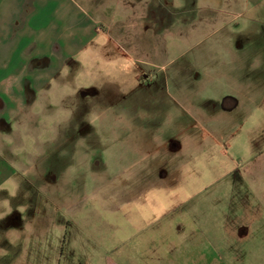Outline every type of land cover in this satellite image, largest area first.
<instances>
[{
  "label": "rangeland",
  "instance_id": "obj_1",
  "mask_svg": "<svg viewBox=\"0 0 264 264\" xmlns=\"http://www.w3.org/2000/svg\"><path fill=\"white\" fill-rule=\"evenodd\" d=\"M77 1L106 17L103 37L67 70L49 106L54 120L42 113L43 128L21 131L22 153L86 189L74 195L80 214L62 212L77 223L72 249L84 261L100 253L104 264H169L173 246V264H227V251L240 249L230 229L264 191V0ZM154 170L171 173L166 186L130 176ZM20 180L0 190L4 228L45 196L18 193ZM167 213L170 228L159 223ZM2 228L1 245L16 247ZM65 234L53 229L41 258L26 240L27 262L66 264Z\"/></svg>",
  "mask_w": 264,
  "mask_h": 264
},
{
  "label": "crops",
  "instance_id": "obj_2",
  "mask_svg": "<svg viewBox=\"0 0 264 264\" xmlns=\"http://www.w3.org/2000/svg\"><path fill=\"white\" fill-rule=\"evenodd\" d=\"M89 2L92 8L93 5L100 6L102 1L96 4ZM99 18H106L100 9L92 15L88 7L77 0H0V190L3 188L9 194L6 186L10 182L15 186L20 178L23 186L15 187L18 193L23 192V187L30 186L34 194L45 195L29 207L32 211L26 219L18 217L19 226L9 228L7 223L4 228L5 224L0 221L7 240L13 234L17 236L16 247L9 243L1 245V241L0 264H40L39 260L27 262L26 258L32 256H29L26 240L36 241L37 258H41L40 243L51 237V231L57 228L66 233L63 245L67 251L63 255L62 247L61 254L66 256V264H104L100 253L90 261H84L83 256L77 255L72 249L73 230L77 223L62 214L65 211L72 215L81 213L74 195L87 193L85 187H74L75 176L72 173L49 172V167L44 164L47 159L22 153L25 144L21 137V131L34 123L38 122L39 128H43L40 114H49L54 120V112L49 106L53 99L63 94L65 89L57 90V87L62 86L63 79L68 80L67 70L103 37ZM79 90L71 92L78 94ZM132 143L134 147L145 145L138 141ZM165 143L171 147V152L180 147L173 142ZM257 160L264 163V158L258 157ZM27 161L32 165H25ZM170 174L165 171L155 173V170L130 172L131 177L151 188L166 186ZM155 177H159L158 185H155ZM259 178L264 179L263 176ZM137 199L130 198L132 201ZM255 199L260 202L258 210L247 202L243 206L241 222L230 229L231 246L237 242L240 249L227 251V264H264V191L260 190L259 198L252 200ZM170 216L167 213L159 223L168 221L167 227L170 228ZM175 250L169 246V256H160L173 264ZM128 257L132 258L131 255ZM121 263L112 258L105 262ZM142 264L152 263L142 261Z\"/></svg>",
  "mask_w": 264,
  "mask_h": 264
},
{
  "label": "flooded vegetation",
  "instance_id": "obj_3",
  "mask_svg": "<svg viewBox=\"0 0 264 264\" xmlns=\"http://www.w3.org/2000/svg\"><path fill=\"white\" fill-rule=\"evenodd\" d=\"M87 93H89L88 95H87V97H89L91 94L92 95H94L91 91H82V90H79V92H78V94H80L81 96H83V94H87ZM86 97V98H87Z\"/></svg>",
  "mask_w": 264,
  "mask_h": 264
},
{
  "label": "water",
  "instance_id": "obj_4",
  "mask_svg": "<svg viewBox=\"0 0 264 264\" xmlns=\"http://www.w3.org/2000/svg\"><path fill=\"white\" fill-rule=\"evenodd\" d=\"M85 95H87V94H83V96H85Z\"/></svg>",
  "mask_w": 264,
  "mask_h": 264
}]
</instances>
